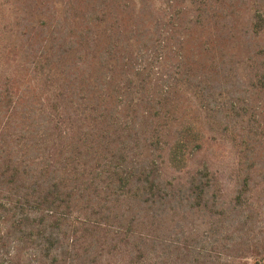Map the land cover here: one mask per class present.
Segmentation results:
<instances>
[{
	"label": "trees",
	"instance_id": "16d2710c",
	"mask_svg": "<svg viewBox=\"0 0 264 264\" xmlns=\"http://www.w3.org/2000/svg\"><path fill=\"white\" fill-rule=\"evenodd\" d=\"M71 1L0 26V264H264V234L201 250L137 231L121 207L165 196L149 149L174 101L136 49L135 0Z\"/></svg>",
	"mask_w": 264,
	"mask_h": 264
},
{
	"label": "rangeland",
	"instance_id": "374dc122",
	"mask_svg": "<svg viewBox=\"0 0 264 264\" xmlns=\"http://www.w3.org/2000/svg\"><path fill=\"white\" fill-rule=\"evenodd\" d=\"M67 1L0 0V26L16 29V8L55 12ZM133 9L146 19L137 23L139 56L140 44L153 51V82L174 103L159 126L163 141L138 150L139 159L153 154L165 196L121 209L146 219L137 231L157 239L150 247L228 250L241 236H262L264 0H135ZM13 34L1 33L0 44Z\"/></svg>",
	"mask_w": 264,
	"mask_h": 264
}]
</instances>
